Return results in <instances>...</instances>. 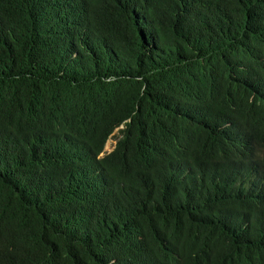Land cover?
Listing matches in <instances>:
<instances>
[{
    "label": "trees",
    "instance_id": "obj_1",
    "mask_svg": "<svg viewBox=\"0 0 264 264\" xmlns=\"http://www.w3.org/2000/svg\"><path fill=\"white\" fill-rule=\"evenodd\" d=\"M0 264H264V0H0Z\"/></svg>",
    "mask_w": 264,
    "mask_h": 264
},
{
    "label": "rangeland",
    "instance_id": "obj_2",
    "mask_svg": "<svg viewBox=\"0 0 264 264\" xmlns=\"http://www.w3.org/2000/svg\"><path fill=\"white\" fill-rule=\"evenodd\" d=\"M117 129H115V131L113 133H116ZM115 142V138H114V134L113 136H110L107 141L105 142V145H104V150L103 152L107 151V150H110L112 147H113V144ZM102 152V153H103Z\"/></svg>",
    "mask_w": 264,
    "mask_h": 264
}]
</instances>
